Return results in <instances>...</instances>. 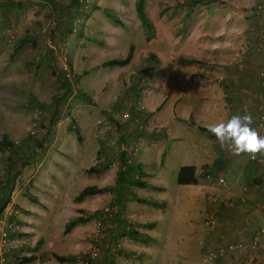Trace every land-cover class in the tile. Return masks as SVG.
Returning <instances> with one entry per match:
<instances>
[{"label": "rangeland", "instance_id": "374dc122", "mask_svg": "<svg viewBox=\"0 0 264 264\" xmlns=\"http://www.w3.org/2000/svg\"><path fill=\"white\" fill-rule=\"evenodd\" d=\"M81 1L83 0H71L67 6L71 12L66 14L64 24H62L63 21L58 24L57 20L60 19L56 17L53 19V15L50 16L49 13L43 16L42 20H39L40 15L33 14L37 19L35 27L31 30L33 32L26 31L21 26L19 38L11 44L22 41V36L25 40L17 44L18 47L11 52L12 54L10 52L6 54L7 61L4 63V71L17 75L16 82L21 88H15V94L7 88L0 90L2 92H0V104L7 107L6 112H0V132L8 131V139H5L11 143L10 147L0 149V194L5 185L4 167L11 168L8 171L9 180L5 198L2 200L4 201L3 208L0 211V221L4 223L6 233V245L1 246L0 237V251L2 252L5 247L8 248L12 242H15L8 239L7 227L17 229L14 220L23 218L24 220L20 222L22 225L19 224L18 228L17 245L23 248L24 254H34L37 251L38 256L44 257L47 261L52 258L53 253L56 256H66L63 262H70V264H205L203 260L206 252L215 249V247H210L205 240L209 236L205 233L210 225H206V222L210 221L207 211L208 197H221L229 176L224 174L223 183L219 184L217 176L210 172L208 178L213 188L210 194L206 191H198L197 188L179 187L175 182L176 172L174 170L177 159L172 157L175 153L172 150L169 152L170 159L163 169L158 164L155 169L152 168L155 174L154 179L158 181L157 184L154 183V187L129 186L115 190L112 178L118 169L119 159L117 158L116 141L110 136L117 131L116 122L120 121L117 115L121 114H118V111L133 112L135 108L130 107L132 104H122L120 101L125 98L126 90L132 85V80L128 79L126 71L117 67H104L102 63L112 59H121L128 53L129 38L128 41L122 39L121 43L119 42V36L123 33L132 35L138 46L144 44L140 43L142 42L140 37L147 42L150 40L149 37L157 39L156 36L159 34L163 37L168 34L171 40L167 39L164 42L165 46H159L157 49L167 57L176 58L173 61L174 65L178 58L180 63H186L190 67L191 65L188 64L190 60L182 58L183 51L192 49L187 45L192 35V25L207 23L208 15L204 11L206 5L212 4L213 11L217 4H226L231 8L235 5L230 0H145L144 12L154 29L152 36L151 32L143 28L136 14V0H106L104 6L110 8V13L119 19L117 22L110 18L111 22L107 23L111 24V29L113 28L118 33H108L109 27L103 21H99L97 26L93 24L91 29L99 30L101 34H97L99 32L89 33L83 27L89 12L97 9L96 0H87L86 7ZM59 3L63 4L60 0ZM255 4L250 2L242 9L249 11ZM103 15L106 17V13ZM68 21L71 22L70 25H66ZM53 22L56 25L55 30L52 31ZM139 24L143 30L137 26ZM62 26H67L69 29L65 31V37L71 36L70 40L65 38L66 43L69 42L67 51L57 52L56 49L54 61L40 68L39 91L35 93L37 89H30L31 82L35 80L31 78L35 73H29V78L25 76L27 75L25 71L30 72L39 66L34 63L35 59L32 57L37 40L33 34L37 37L39 33L41 39L45 35L46 41L54 47V43L60 40L56 38L60 34L58 29ZM134 27L138 29L137 32ZM44 28L49 30L43 33ZM72 28L75 32H71ZM13 29L11 25L8 32H2L4 41L11 35ZM112 37L117 41L115 44L113 40L108 41ZM80 41L84 47L81 48L82 52L75 56L74 67H72L73 52L74 49L78 51ZM62 53L66 56L73 74L70 82L65 81L59 73L58 59L61 58ZM184 57L190 56L184 54ZM149 62L154 65V61ZM143 63L144 60L141 58L134 71L144 66ZM148 65L149 63L145 66ZM147 71L150 70L146 68ZM158 72L159 69L156 68L155 73ZM22 73L23 76H21ZM133 82L138 83L139 81L136 79ZM11 94L14 95V99L8 96ZM81 94L85 95V98ZM99 118H104L111 124L110 131L104 134L97 133L95 121ZM82 119L87 122V131L93 134L90 133L94 142L96 139L98 144V139H102L103 143L107 138L109 146H105L104 142L102 151H104L106 160L92 167L95 173H88L89 168L85 170L86 179L80 182L79 188L96 187L104 191L84 197L79 202L74 198L72 204L70 202L65 204V200L62 205L51 208H46L45 205L36 203L37 201L35 205H32L33 202L29 197L31 193L28 188H23L22 182L30 177L31 164H35L37 157L40 158L49 150L50 156L58 158L60 164L71 163L77 171H81L84 167L79 161L83 164L86 161L80 160L82 159L80 156L85 157L89 146L83 149L82 141L86 140L87 135L84 127L81 126ZM185 145L179 157L191 155L186 143ZM165 146L167 149L168 145ZM76 150L77 154L73 158L72 153ZM135 153L128 152L124 161L130 159L133 162L136 156L138 158L139 148ZM33 167L31 173L36 168ZM53 168L57 175L65 173L62 164H55ZM77 193L78 191H73V194ZM131 195L136 198L132 199ZM194 197H196L195 201ZM143 200L163 202L164 207H155L144 203ZM23 201H26L28 205L27 211L19 207H23ZM104 208L108 209L107 213L102 212ZM89 215L93 216L85 218ZM78 217L85 219L84 222L74 226L68 233H64L63 225ZM30 219L35 220L36 223L30 222ZM97 223L99 224L98 232L94 237ZM130 231H137L140 237H149V240L134 238L129 234ZM47 242H49L48 245H46ZM46 247L55 252H45ZM93 252L97 254V257L90 259L89 256ZM70 254L72 255L68 256ZM258 256L255 255L256 258L253 261L256 262L253 263H261L257 261ZM241 260V257H238L235 261ZM218 263L229 264L224 260ZM212 264H217V262Z\"/></svg>", "mask_w": 264, "mask_h": 264}, {"label": "crops", "instance_id": "0c3cea01", "mask_svg": "<svg viewBox=\"0 0 264 264\" xmlns=\"http://www.w3.org/2000/svg\"><path fill=\"white\" fill-rule=\"evenodd\" d=\"M60 1L63 2L62 5L59 0H0V32H8L11 25L14 28L8 39L6 41L3 39L0 42V90L7 88L15 94L14 89L21 88L16 82L17 75L15 76L10 71H8L10 73L4 71V63L7 61L6 54L13 52L25 40V37L22 36V41L18 42V45L11 44L19 38L21 26L26 31H31L37 21L34 15H40L39 20H42L43 16L49 14L53 15V19L55 17L60 19L57 20L58 24L60 21H63L62 24H64L66 14L71 12V9L67 8L71 0ZM230 1L235 5L234 8L226 4H217L213 11L212 4H207L204 8L208 15L207 23L192 25V35L187 41V45L192 49L184 50L182 55L183 59L190 60L188 63L191 65L190 67L186 63H180L178 58L174 65L173 61L176 58L167 57L157 49L159 46H165L164 42L167 39L171 40V36L168 34L165 37L159 34L156 36L157 39H150L147 42L140 37L142 41L140 43H144L143 46L142 44L138 46L132 35L123 33L119 36L120 43L122 39L128 41L129 38L130 46H134L132 59L126 65L117 68L124 69L128 79L132 80V85L124 94L125 98L120 101L122 104H132L130 107L135 108V111H118V114H121L117 115L120 121L115 123L117 131L110 137L116 141L118 161L133 166L134 171L129 174L130 179H135L140 173L142 176L140 180L146 184V187H154V183L157 184L158 181L154 179L155 174L152 168L155 169L158 164L163 169L170 159L169 152L172 150L175 151L172 157L177 159L174 167L176 173L180 167H194L196 185H177L179 187L197 188L198 191H206L210 194L213 191L208 178L210 172L217 176L219 184L223 183L222 176L224 174L229 176L224 193L219 192L223 193L222 196L219 198L208 197L207 211L210 221L206 222V225H210L205 233L209 236L205 240L210 247H215V249L206 253L238 242L248 243L259 227L260 209L264 207V154H257L255 158L249 155L235 156L227 147L222 148L216 138L207 131L208 125L226 121L235 114L243 115L247 111L253 117L254 122L251 127L264 136V129L260 132L256 127L257 117L260 113H264V87L260 85V74L264 72V56L256 47L260 34L264 35L262 30L264 11L257 12V7L264 6V0ZM105 2L106 0H96L97 9L87 13L88 16L83 24L87 32H99V30L91 29L92 25L94 24L96 27L99 21H103L110 29L108 33H118L113 28L111 29V24H109L111 19L107 15L106 17L103 15L105 14L104 10L110 9L104 6ZM250 2L256 3L255 6L249 11H244L242 8ZM248 18L250 19L248 20ZM70 23L68 21L66 25H70ZM52 24L53 31L56 24L55 22ZM137 26L141 28L140 24ZM134 29L136 32L138 31L135 27ZM141 29L143 30V28ZM66 30L69 31L67 26L59 27L60 34L56 39L60 40L58 43H54L55 49L46 41L45 35L41 39L38 32L37 37L33 34L37 40L32 57L35 59L34 63L39 66H34L35 69L30 72L23 71L27 74L26 78H29V73H35L34 77L31 75L33 77L31 79L35 80L30 84V89H37L35 93L39 91L40 68L44 64H51L57 52L67 51L69 42L66 43L65 40ZM132 31L134 32V30ZM140 34L144 38L143 33ZM70 37L66 39L70 40ZM110 40L115 41V38L108 39V41ZM116 40L118 39L116 38ZM244 42L250 45L251 50L239 62L236 60V56ZM78 47V51L74 49L73 52L72 67H74L75 56L82 52L81 48L84 47V44L80 41ZM25 48L22 47V49ZM148 54L155 55V60L149 59ZM184 54L190 57H184ZM141 58L144 60V66L137 68L135 72L134 68ZM151 60L154 61V65L149 62ZM147 63L149 65L145 66ZM146 68L150 71L146 72ZM156 68L159 69L158 75L155 73ZM23 75L22 73L21 76ZM130 75L133 77H129ZM136 79L139 81L138 83L133 82ZM13 94L8 96L14 99ZM6 109V106L0 104V112H6ZM123 113L127 114V118H121ZM82 120L81 126L84 127V132L87 135L86 140L82 141L83 149L85 150L86 146H89L85 157L80 156L82 158L80 160L86 161L84 164L79 161L84 167L81 171H77L73 164L61 163L65 173L57 175L53 166L61 165L58 158L50 156L49 150L40 158L37 157L35 164H31L30 177L22 182L23 188H28L31 193L29 197L33 202L32 205H35V201H37L36 203L39 202L46 208H51L62 205L65 200V204L68 202L72 204L73 199L82 190L79 188V184L86 179L85 170L96 167L106 160L102 147H104V142L105 146H109L107 138L103 143L102 139H98L99 142L101 140V143L98 142V144L95 139L96 145H98L96 146L93 134L91 131H87V122L85 119ZM7 134L8 131H1L0 139L7 138ZM185 143L190 149L191 155L179 157ZM165 145H168L167 149ZM137 148H139V157L136 156L133 162L130 159L124 161L127 157L126 154L131 151L135 153ZM76 154L77 150L72 153V157L75 158ZM120 163H118V169ZM33 166L36 168L31 173ZM118 169L112 178L115 190H117ZM73 191H78V193L73 194ZM4 198L5 189L0 194V200ZM195 198H193L194 201ZM26 201H23V207L19 206L25 211L28 208ZM22 220L24 219L16 218L14 220L18 228L22 225L20 223ZM30 222L36 223L33 219H30ZM18 228L7 227L8 239L15 242L11 241L12 244L2 250L0 264H70L66 261L57 263L58 261L53 258V253L51 254L52 258H49L48 261L44 257H39L37 251L34 254H24L23 248L17 245ZM48 244L49 242L46 243V245ZM45 252H55V250L50 251L46 247ZM26 255L27 257H23ZM262 258L264 255L260 254L257 261L261 262ZM217 264L219 263L217 262Z\"/></svg>", "mask_w": 264, "mask_h": 264}, {"label": "built area", "instance_id": "2783aa9c", "mask_svg": "<svg viewBox=\"0 0 264 264\" xmlns=\"http://www.w3.org/2000/svg\"><path fill=\"white\" fill-rule=\"evenodd\" d=\"M87 0L81 1L82 5L84 4L86 7ZM264 11V6L257 7V12L261 13ZM262 30L264 32V23H262ZM48 30L43 29V33H46ZM73 32H75V29H73ZM4 35L2 32H0V42H2ZM11 37V36H10ZM258 51L262 56H264V35L262 33L260 34L258 43L256 45ZM250 45L246 42H244L239 50L238 55L236 56L237 61H241L242 58L246 55L248 51H250ZM59 60V73L61 74L62 78L70 82V80L73 79V74L71 72V69L69 67L68 61L66 59V56L62 53L61 58ZM261 80L260 85L264 87V72L260 74ZM122 119L127 118V114L123 113L121 115ZM96 127H97V133L98 134H104L111 129V124L104 118H100L96 121ZM256 127L262 132L264 129V113H260L257 117L256 121ZM263 136L262 134H260ZM220 182V181H219ZM103 213H107L108 209L104 208L102 210ZM99 224H96V231L94 237H96L98 232ZM5 226L4 223L0 221V237L2 239L1 246L6 245V233L4 230ZM0 246V250H1ZM256 254H263L264 255V207L260 209V224L257 230L254 232L253 237L248 243H234L227 246L220 247L216 251L206 253L204 256V263L205 264H212L214 262L218 261H227L229 264H258L253 263V259L255 258ZM242 256V257H241ZM90 259H95L97 257L96 253L90 254ZM241 257V261L237 262L235 261L236 258ZM0 260H1V251H0ZM260 264H264V258H262V261Z\"/></svg>", "mask_w": 264, "mask_h": 264}, {"label": "trees", "instance_id": "16d2710c", "mask_svg": "<svg viewBox=\"0 0 264 264\" xmlns=\"http://www.w3.org/2000/svg\"><path fill=\"white\" fill-rule=\"evenodd\" d=\"M144 1L145 0H136L135 2V11L136 14L138 16V18L141 21V24L143 26V28L148 31L151 32V35H154V29H153V25L150 22L149 18L146 16L145 12H144ZM194 3V2H193ZM104 12L106 13V15L109 16V18L116 20L117 22H119V19L117 17H114L112 15V13H110L109 10H104ZM71 32H73V28L71 29ZM149 39H151L149 37ZM133 51H134V46H130L128 49V53L125 56V58L123 59H112V60H108L102 63V66L104 67H118V66H124L126 65L133 56ZM149 59L155 60V55L150 54L148 56ZM81 96L83 98H85V95L81 94ZM11 146V143L9 141H7L5 138H2V140L0 141V149L1 148H8ZM123 161H121L118 172H117V176H116V187L118 189L121 187H129V186H135L138 188H143L146 187V184L140 180V178L142 177L141 174L139 173L137 175V177L135 179H130L129 174L131 173V171H134L132 169V165H126L125 163H122ZM126 166H125V165ZM125 166V167H124ZM124 167V168H123ZM5 171H4V181H5V185L2 188V192L3 189L7 190L6 186L8 185V171H10V167L9 166H5ZM88 173H95V170L91 167L88 170ZM134 173V172H132ZM130 179V180H129ZM176 185H180V186H187V185H196V180L194 177V167L192 166H185V167H180L176 173ZM104 191V189H98L96 187H85L83 188L78 195L75 198V201H81L84 197L87 196H91V195H95L97 193H100ZM131 198H136L134 195H131ZM35 201V199H33ZM142 201V200H141ZM144 203L149 204V205H153L155 207H159V208H163L164 207V203H157L155 201H151V200H143ZM4 202V201H3ZM2 200L0 203V211L3 208L2 204H3ZM121 204V202L119 203ZM93 215H89L86 216L85 218H89ZM85 219H83L82 217H78L75 219H71L69 221H67L64 225H63V232L64 233H68L74 226L84 222ZM129 234L134 237V238H142L141 240H149V237H140L137 231H130ZM53 258L58 261V262H63L65 259L64 257H59L56 255H53ZM70 258V257H69Z\"/></svg>", "mask_w": 264, "mask_h": 264}, {"label": "clouds", "instance_id": "9594fccd", "mask_svg": "<svg viewBox=\"0 0 264 264\" xmlns=\"http://www.w3.org/2000/svg\"><path fill=\"white\" fill-rule=\"evenodd\" d=\"M253 122L252 115L245 111L243 115L235 114L226 121L208 125L207 131L233 155L255 158L257 154H264V136L251 127Z\"/></svg>", "mask_w": 264, "mask_h": 264}]
</instances>
